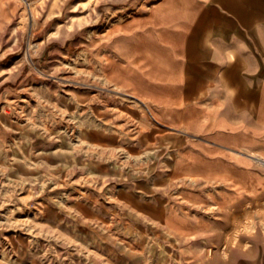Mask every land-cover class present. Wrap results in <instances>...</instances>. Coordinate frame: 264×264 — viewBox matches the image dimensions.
Segmentation results:
<instances>
[{
    "label": "crops",
    "instance_id": "crops-1",
    "mask_svg": "<svg viewBox=\"0 0 264 264\" xmlns=\"http://www.w3.org/2000/svg\"><path fill=\"white\" fill-rule=\"evenodd\" d=\"M21 1L0 0V38ZM88 55L77 81L47 85L72 100L73 125L44 142L43 165L73 183L80 222L78 238L48 244L129 247L139 216L173 237L180 264H263L264 0H142ZM9 81L0 90L19 93ZM86 257L58 264L114 263Z\"/></svg>",
    "mask_w": 264,
    "mask_h": 264
},
{
    "label": "rangeland",
    "instance_id": "rangeland-1",
    "mask_svg": "<svg viewBox=\"0 0 264 264\" xmlns=\"http://www.w3.org/2000/svg\"><path fill=\"white\" fill-rule=\"evenodd\" d=\"M141 1L22 0L19 19L7 26L9 35L0 38V80L9 79L14 88L21 85L19 93L0 90V264H58L67 254L99 261L108 256L112 264L123 254L130 256L127 264H166L160 261L166 256L171 264L181 263L173 237L158 230L157 223H142L139 216H130L129 247L48 244L49 239L78 238L79 216L73 183L58 182L59 168L43 165L50 155L43 150L44 142L63 140L64 125H73L72 100L47 85L73 79L80 65L90 62L89 40L98 43L112 20L129 14ZM22 62L25 67L19 71ZM134 155L131 151L130 164ZM129 169L136 171L131 165ZM60 171L72 174V167ZM244 221L233 238L249 232L244 226L250 219ZM259 229L264 234V204ZM140 242L145 245L136 246Z\"/></svg>",
    "mask_w": 264,
    "mask_h": 264
},
{
    "label": "bare ground",
    "instance_id": "bare-ground-1",
    "mask_svg": "<svg viewBox=\"0 0 264 264\" xmlns=\"http://www.w3.org/2000/svg\"><path fill=\"white\" fill-rule=\"evenodd\" d=\"M30 13H31V11H30ZM96 42H97V40L95 38H92V39L89 40V42L86 45V53H88L90 51V49L92 48V46L95 45ZM78 74H79V71L77 70L76 74H74V78L73 79H67V78L65 79V77H64L61 80H63L64 82L73 83L74 81H77L79 79ZM235 239L236 238L234 237L233 240H235ZM208 251H209L210 254L212 253V249H209Z\"/></svg>",
    "mask_w": 264,
    "mask_h": 264
}]
</instances>
